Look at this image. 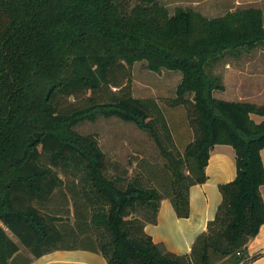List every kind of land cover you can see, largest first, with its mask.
Masks as SVG:
<instances>
[{"label":"trees","instance_id":"obj_1","mask_svg":"<svg viewBox=\"0 0 264 264\" xmlns=\"http://www.w3.org/2000/svg\"><path fill=\"white\" fill-rule=\"evenodd\" d=\"M260 45L257 7L211 18L191 7L172 14L159 0H0V264L73 249L109 264L255 258L247 248L264 225V120L252 114L264 115V105L215 97L224 85L209 69ZM137 62L181 72L169 105L186 108L194 131L183 150L160 102L134 95ZM100 117L147 133L165 159L161 172L146 163L137 176L120 166L110 173L96 134L76 130ZM217 144L234 148L236 177L219 185L216 215L191 251L177 254L146 224L164 198L190 216V188L207 181Z\"/></svg>","mask_w":264,"mask_h":264},{"label":"rangeland","instance_id":"obj_2","mask_svg":"<svg viewBox=\"0 0 264 264\" xmlns=\"http://www.w3.org/2000/svg\"><path fill=\"white\" fill-rule=\"evenodd\" d=\"M166 5L173 14L177 7H191L208 17H218L227 11L239 7L256 6L264 10L263 0H159ZM131 3L133 1H130ZM133 4V3H132ZM243 54V55H242ZM241 57L227 55L213 65L209 72L221 77L228 86L237 89L243 82L249 87L254 86V96L259 95L258 90L263 89L264 83V45H260L249 53L242 52ZM230 61L231 66L226 67L225 62ZM143 62H137L133 70V93L137 97H154L164 108L169 120L177 146L181 150L194 137V131L189 123L187 110L184 106L172 107L170 101L176 96V89L182 80L181 72L163 70L161 73L147 69ZM262 85V86H261ZM216 93L217 98L229 97ZM261 96V94L259 95ZM258 99V98H256ZM76 130L82 134H96L100 146L106 153L110 173L120 166L127 168L129 176H137L144 172V164H150L161 172L165 159L155 141L135 124L125 122L117 117H100L96 121H84ZM132 163V164H131ZM122 169V168H121ZM160 170V171H159ZM72 209V208H71ZM24 250V248L22 247Z\"/></svg>","mask_w":264,"mask_h":264},{"label":"crops","instance_id":"obj_3","mask_svg":"<svg viewBox=\"0 0 264 264\" xmlns=\"http://www.w3.org/2000/svg\"><path fill=\"white\" fill-rule=\"evenodd\" d=\"M240 2L241 0H235L236 4ZM260 9H262L264 13L263 8L260 7ZM242 52L249 53L241 51L240 54L235 56L241 57L243 55ZM225 64L226 67L231 66L229 65L230 61L226 60ZM222 83L224 89H216L214 91V96L217 92L223 93L221 97L225 94L230 96L219 99L247 101L264 105V87L261 91L258 90L261 96H254V90L256 89L255 87H258L257 85L251 89L252 87L242 82L239 88L232 89L233 87L231 88L228 86L227 81L223 82L222 80ZM263 84L264 83H262V85ZM252 118L257 122H261L264 120V115L252 114ZM261 155L264 163V149L261 151ZM206 173L208 176L206 182L195 184L190 188L191 213L189 217H178L171 200L169 198H164L159 208L157 221L155 223L146 224L145 230L152 236L155 242L163 243L170 251L177 254L189 253L196 237L207 230L208 222L215 217L222 198L219 185L232 181L236 177L237 169L234 148L228 144L215 145L211 151ZM261 190L264 195V185H262ZM247 249L248 257L255 258L239 264H264V225H262L258 235L250 240ZM30 264L109 263L100 253L85 249H73L56 250L39 258H32Z\"/></svg>","mask_w":264,"mask_h":264}]
</instances>
